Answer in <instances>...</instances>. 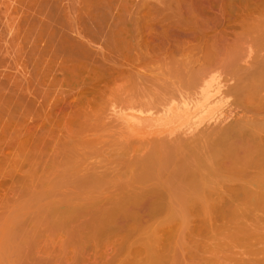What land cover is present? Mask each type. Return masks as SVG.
I'll return each instance as SVG.
<instances>
[{"label": "rangeland", "instance_id": "1", "mask_svg": "<svg viewBox=\"0 0 264 264\" xmlns=\"http://www.w3.org/2000/svg\"><path fill=\"white\" fill-rule=\"evenodd\" d=\"M229 1H231V3H232V5L230 4L231 9H230V7H228V9L226 8L227 10L226 9L225 10H226V12L228 10H232V11H231V13L229 11H228L229 13H226L223 9L225 8V6L229 5V3H230ZM252 1L253 0H251V2ZM253 2H254V5L257 4L255 1H253ZM253 2H252V4H253ZM240 6L242 7V5L239 3L238 0H0V264H102L103 262H104L103 264H107V263L110 264L109 260H110V262L113 261V262H111V264H113L114 262H116V258L118 260L119 258L121 259V257H122L121 263H125L126 260H123V259H125L124 256L127 258V257H129V255H131V254L127 255V253H126L127 251H129V250H127L128 248L125 249V251H124V248H126V245H127V247L131 246V247H129L130 249L133 247L132 252L134 251V249L137 250L138 246L139 247L141 246L143 251H141V248H138L140 250H137V251H139L140 254H141V252L142 253L144 252V249L146 251L147 246H145V245L147 243H148L147 245H149L150 247L151 246H152V248L154 247L155 241L154 242L151 241L150 238H148L149 236L145 237V232L142 234V236H140L141 234H139V236H138V235H135L134 233L133 234L130 233L131 235H129V231H130L129 227H130V229H132V228H134L133 226L135 224L136 225L138 224V226H139V223H137V222L134 223V221H131V222L129 221L128 224H127V222L123 223L124 226L126 227L124 229H126V230L120 231L121 234H120L118 228L116 227V224H114V226H113V223H110L112 226L110 224H109L110 225L109 226L108 223H103L104 226H102V223H101V225L99 224L100 226L98 225V227L100 229L102 228L101 229L102 232L97 226L93 227V229L94 228H96V229L98 228V229L97 230L94 229L95 231H93V229H91L92 227L90 228L89 224H87L88 223L87 220H85V222H87V223H85V222L81 221L82 220V218H81L80 221L82 223H80V222H77V221H79V220H77L78 218L75 219V217H73V215H74V214H72L73 211H72V209L71 210L69 209L72 207H68V206L69 205L72 206V204H74L73 207H75L76 203L74 201H72V204H69L71 202H69L68 200H66V201L69 203H66L64 200V202L66 204L62 201L61 202L63 204L60 202L62 205H64L63 207L65 210H67V211L69 210L68 212L65 211L62 208V206H60L61 205L60 203H59V206L57 203L54 204L53 202H52L53 204H49V203H51L50 201H45V204H44V201L41 200L42 198H40V201L43 202L41 204L38 203L37 199H36L37 202L36 201L33 202L34 200H32V196H33L32 194H34V191L36 190L35 186L36 187L38 186L37 185L38 182L34 183L36 185H34V184L32 185V183H33L32 181L34 179V178H32V175H34L35 173L33 174V172L36 171V170H34V168L35 169L38 168L37 165L35 166V164H38L37 162H41L40 166L42 168L43 166H42L41 160L45 159L47 157L46 155L45 156L43 155L44 153H40L39 151L40 150L44 151V149H45V151L47 150V151L51 152L52 149H50V148L53 147L55 149V147L57 145H59V143H58V140H60L59 138H62L63 134H65L64 128H66V131L69 130V132H71V135H72V133L74 134V135H72L74 139H76V140L79 139V137H78L79 135L77 134V131H75V129L76 128L80 129L81 124L76 125L75 128L73 126H75V124H77V123L78 124L81 123V120L84 117H81V118L79 117L80 122H79V119H76V122H75L74 114H73V117H74L73 120H71V118L68 116H70L71 113L73 112V111L72 112L70 111L71 109L76 110V111L74 110V113L78 112L76 109V107H78L80 105L79 103H77L78 100L80 101V98L83 97V99H85L84 97H86L85 95L82 94L81 90L84 88H88L87 86L91 82V77H94L95 82L97 79L100 80V81L97 80L98 82L95 83L97 88H100V89H98V91L99 90L100 91L99 92L97 91L98 94H96V95H98V97L95 96V98L97 97L96 98V99H98L97 101L100 102L99 97L101 98L103 96L102 98H104L105 104H106L107 100L112 101V100H114V98L116 99L117 95L120 93L117 90H119L121 88L123 89L124 87L125 88L128 87L130 90L133 88L130 83H126V80L124 83V79L122 78L123 76L127 77L131 74H135V72L137 74L138 70L140 71V73H149L150 71H152V69L155 68L152 66L150 67L148 62H149L151 57L161 58V54L163 52L162 48H164V47H161V50H160L161 52H159L158 49L160 46H162L161 43H163L165 41H166L165 44L167 43V45H165L164 43H163V45L167 46V49H168V51H167L166 47H165L166 54L167 53L169 55L173 54V56H175V58L179 61L184 59L185 54L189 55L190 52H189L188 48L192 50L193 46H191V44L195 43L197 45L202 44L205 47L206 52L208 51V53H210L211 55H214V58H216V56H217V58L226 60L228 62L229 61H232V63L238 62L237 65L240 66L243 70L247 69L249 66L255 67V65L257 64V61L260 60L264 56V29L261 28V26H262L261 24L254 23V25L253 24L247 25V23H246L247 21H244L242 19L245 17L244 15L246 13L244 12V9L241 10ZM221 8H223V9L220 10ZM239 9L241 11H243L245 14L243 12L239 11ZM240 12L242 13L243 17H241L242 15L240 14ZM221 14H223L224 17H222ZM232 15H233V17H232ZM85 17H87L86 18L87 20L89 18L91 20H93V23H91L92 21H90L88 23L89 25H87V26H89L91 29L94 28V30L95 29L97 30L98 28L100 29V32H101L100 37H102L103 30H104L103 37L105 35L107 37V35L109 33H110L111 37L113 36L111 39V37H109V35H108V37L111 39V41H113V39H115L117 37L118 42L115 39L114 40L115 42L113 41L112 46L114 45V43H116L115 44L116 47L118 45L120 48L119 49L120 53L118 52V56H117V57H119L118 59H117V57H115V55H112L111 57L115 60L110 61L112 59L107 56V51H105V49H101L99 46L101 44V41H99V43H100V44L98 43L99 45L98 44L95 45V44L91 43V44H93V46H95V49L89 42H88V44H90L91 46L88 45L87 42L85 41L87 39V37H85V38L82 37L83 35L85 36L84 33H82L81 37L84 39V41L86 43L84 41H82V42H84L83 44L88 46V48L93 47L92 49H93L94 53H95V50L97 51L96 53H99L98 55L96 53L95 54H96V56L100 62L97 64H94V67L89 66L88 65L89 63L87 61L85 62L84 60H81L80 58H76L77 60L80 59L78 62H76L77 60L73 61L75 59V57H70L69 55L63 53L62 50H61V52L59 51L62 48L61 42L63 43L65 41V40H62L63 38L67 39L68 38L67 36H69V38L71 37L70 38L71 41L74 39L73 42L74 41L76 42V39L79 38L77 36L79 34V33H77V32H79V27H81L83 24L85 25V23H80V22H82L83 21L82 18H85ZM217 17L218 18L222 17L223 19L221 18L222 19V21H221V19L219 18L222 23L220 24L218 21L219 19H218L217 20L218 21L217 26H215V24L217 22L215 20L217 19ZM240 17L242 20H240ZM247 17H249V16H247ZM252 18H254V20H257L258 18H260V16L258 13H253ZM244 19H246V17ZM242 21H243V23H242ZM78 22L80 24H77ZM248 22H250V21H248ZM77 26H79V27H77ZM72 29H78V30L73 31ZM80 29H82V28H80ZM99 29H98V31H99ZM121 30L124 31V32H122L123 35L121 34ZM193 31H195L194 34L196 32H199L198 33V36L200 34L199 38L196 37L195 35H193ZM221 31L223 33L222 35H221ZM104 33H106V34L104 35ZM192 35H193V37H192ZM192 38H194V39L198 38V41H197V39H196V41H194V39H193V41H194L193 43H191L190 45H186V44H188V43H186L184 45V43L188 39L190 42H192V40H191ZM185 39H187V40L184 41ZM80 41H81V39L77 40V43H80ZM88 41H89V39H88ZM167 41H169V42H167ZM189 41H187V42H189ZM59 43H60V45H59ZM195 44H193V45H195ZM212 44L214 47H211ZM168 45H170V46H168ZM60 46H61V48H60ZM56 48H59V50H57ZM113 48H114V46L112 47V49ZM117 48L115 51H118ZM139 50L140 51L142 50V54H144L146 56V58H147L146 64L148 65V68H144V67L138 68L137 67L138 65H135L136 67L134 66L135 63H133V62L137 63V61L134 58H137L139 56V53H138V52H140ZM56 51H59V52H56ZM153 51H155V52L157 51L156 54H158V55L155 54L153 56ZM187 52H189V53H187ZM103 53L106 54L107 57H105ZM116 53L117 52H115L114 54H116ZM198 53H197V51L191 52V54H193L194 56L195 55L198 56ZM119 54H121V56ZM133 56H135V57H133ZM173 56H171V57H173ZM112 62H115L117 64V66L114 67L115 63H112ZM118 65L121 67H119ZM62 66H64V68L66 67L67 71H64L66 68L64 69V68H62ZM84 67H85V69L87 67V70L84 71V69H83ZM95 67H96V71L92 70V74L94 76L93 75L90 76L91 73L88 70H91L90 68H95ZM131 67L133 69L135 67V69H137V70L135 71V69H134V71H133ZM60 68H62L63 72L60 71ZM104 69H105V71H104ZM106 69H107V71L109 69H114V70H112L113 72L111 71V73H110V71L106 72ZM130 69L132 70V72ZM64 72H66V73H64ZM95 74H96V76H95ZM120 74H122L123 76L122 75L120 76ZM64 76L65 77L67 76L66 79ZM113 76H115V77H113ZM100 77H101V79H100ZM223 78L225 80V74H223L222 77H219L218 80L220 79V81H224ZM161 85L162 84H156V85H153V86L148 87V88L142 87V88L134 91V94L137 96H142V97H150L152 95L157 94L159 89L162 87ZM179 85H182V83H179ZM214 85H216V82ZM102 90L103 91L105 90V92H103ZM100 92H101V95H100ZM102 92H103V95H102ZM212 93L214 94V92H212ZM79 95H80V97H79ZM75 98H76L77 102L74 100ZM214 99H216L215 102L212 101L214 103H212L211 105L208 106L209 108L212 109L210 111L211 112L210 117L219 116L222 109H225L232 100V98H230V97H223V98L218 100L217 96H215ZM104 100H101V101H104ZM97 101L95 100L94 103H92V105L95 104ZM114 102L115 101H113V104L117 105V103H114ZM70 103H72V104L74 103V104L71 105ZM103 103L100 102L97 105L98 106H99V104L103 105ZM109 103H108V106H110ZM69 104L71 105V108L68 107L69 108L68 109L67 105H69ZM75 104H76V106H75ZM113 104L111 103V105H113ZM104 107L105 106L103 105V108ZM98 108H96V109H98ZM93 109H95V108H93ZM93 109L88 108V109H85V111H87V110L92 111ZM96 109L94 110L95 112H96ZM135 109L136 110L127 109L125 111V113L127 115L125 117L126 118L125 121H132L131 117H133L135 115V113L136 114L139 113L138 111L150 114V112H148L149 110H147V112H146V108L145 109L143 108V110H145V111H142V109L138 110V108H135ZM62 110H63V112L64 111L67 112L69 110L71 113L68 111L70 113V115L67 116L65 114L67 116L66 117V116H63L64 113H66V112L63 113ZM68 112H67V114H68ZM81 112H82V110H81ZM98 112H101V111L97 110V113ZM60 113H62L63 115ZM78 113H76V115H78ZM93 114H95V113H92V115ZM204 114L207 115L206 112ZM143 115H145V114L143 113ZM78 116H80V113ZM65 119H67V120H65ZM160 120L158 119V120H155L154 122H151V126H150L149 122H147L148 127H146L147 126V124H146V126H145L146 129L150 132L151 131L154 132V134L156 135V134H158L156 132L161 133L163 131H169L172 128H174V126L179 125V122L181 123V120L180 121H170V120H167V121L161 120L160 121ZM86 121L87 120H85V122ZM82 122H84V121H82ZM161 122H163V123H161ZM162 124L163 125L165 124V125L161 126ZM70 125L74 129L73 131H72V128L70 127ZM86 125L88 126V123ZM167 126L169 129L167 128ZM35 127H39L40 129L44 128L41 130H39V128H37L38 132H39V133H37V135L39 134L38 135L39 142H36V141H38V139H37L38 137L36 135H34V133L37 132L36 131L37 129L35 131H33L35 129ZM67 127H69L70 129L67 130ZM83 128H85V125H83ZM144 129L142 130L143 132L141 131V135H143V136H145L147 134L146 132H148L145 129L146 130V132H145L146 134H145ZM81 130H79V132ZM85 130L87 131V128ZM85 130H83V131H85ZM74 131L77 134L78 139H77ZM87 132H85V134H87ZM150 132H148V134H147V135H149V137L145 136L146 138L153 137V135ZM59 133L60 134L63 133V134L60 135ZM81 133L84 134V132H81ZM89 133H88V135H89ZM65 135L67 138V134H65ZM81 135L82 134H80V137H81ZM84 135H82V136H84ZM150 135H152V136H150ZM53 136H55V137H53ZM58 136H61V137H58ZM68 136H69V134H68ZM72 136H70V137L72 138ZM85 136H87V135H85ZM85 136H84V139L89 137L92 140V137H90V136L85 137ZM57 137H58V139H57ZM41 138H42V140H41ZM44 138H45V141L43 140ZM55 138L57 139V143H58L57 145H56V139ZM95 138L96 137H94L93 139H95ZM74 139H72V141H74V142H72L69 140V137H68V142L66 144H68L69 142L70 143L72 142L73 144H76L75 142L78 143V141H75ZM54 140H55V142H54ZM64 140H66V139H64ZM46 141H47V144H45ZM87 141H89V140H87ZM93 141L94 140H92V142ZM40 142H42L43 144L42 143L40 144ZM51 142L52 143L54 142L56 146L55 145L52 146ZM81 142L83 143V141H81ZM81 142H79V143H81ZM33 143H34V145H33ZM60 143L63 144V141L60 140ZM88 143L91 145L90 142H88ZM93 143H95V142H93ZM39 144H40L41 148L43 147V149H40ZM62 144L59 145V146H61V148H63ZM87 144L84 141V144H82V146L85 145V148H87L86 147ZM98 144L96 143V145H98ZM42 145H44L45 147ZM70 145L72 146V144H70ZM70 145L69 146L66 145V147H65V141H64L63 146L66 148V150L68 149V151H64L65 150L64 149L62 152H69L70 151V153L73 152V154H77V152L74 153L75 152L74 148L72 147L73 148L72 149ZM90 145H89V147H91ZM35 146L38 149V151L35 148ZM94 146H95V144H94ZM67 147H69V148H67ZM70 148L73 150L72 152H71ZM85 148H80V145H79L80 150L85 149ZM98 148H100V147H98ZM35 149L37 152L34 151ZM57 149H60V148H57ZM57 149H55L56 150L55 152L58 151ZM76 149H78V146L76 147ZM88 149H85V150L87 151ZM91 149H94V148L91 147L89 150L91 151ZM96 149H97V147H96ZM77 151H79V150H77ZM33 152H35V153H33ZM52 152L55 154L54 151H52ZM58 152H57V155L60 154ZM95 152H96V150H95ZM95 152H93V153H95ZM39 153L42 154V156H40ZM53 153L51 155H53ZM79 153H80V151L78 152V154ZM89 153H91V152H89ZM66 154H67L66 155L67 158L69 159L68 153H66ZM73 154H71L72 156H70V157H72V159L74 156ZM80 154H82V153H80ZM57 155H53L54 157L48 155V156H50V161H51L52 157L56 158ZM62 155H63V153H62ZM83 155L82 156L85 157L86 153L84 154V152H83ZM90 155H88V156H90ZM94 155H97L98 157L102 158L101 153H100L101 156H99L98 154H94ZM60 156H61V154H60ZM66 156L65 157L61 156V160H62V158H65L63 160H66ZM82 156H81V159L85 160V158H86V160H87V157H88L87 155H86L87 157H85V158H82ZM93 156H91V157H93ZM97 156H94V157L96 158ZM78 158H80V157H78ZM100 158L97 159L99 161H97L96 159L95 160L97 162H100ZM48 159H47V161H48ZM59 159H60V157H59ZM81 159H80V161H78L79 163H76L78 160L77 159V160H75L76 162L73 164H77V165L79 164L80 165V164H82V162L85 164V162L81 161ZM61 160L58 162L61 163ZM67 160H66V162H67ZM91 160L92 159H90V162H91ZM47 161H45L46 164H47ZM52 161H54V162L57 161V158H56V160L52 159ZM71 161H73V160H71ZM71 161H70V163H72ZM54 162H51V164L52 163L54 164ZM87 162L89 165L90 162L89 161H87ZM92 162H95V161H92ZM102 162L105 163L104 161H101L100 164H102ZM61 164L58 163V166H60ZM73 164H71V166ZM93 164H92V166H93ZM48 165H50V163L47 164V166ZM68 166L71 167L70 165H68ZM96 166H99V165L96 164ZM48 167H47V169L49 171L46 169L45 165L42 169H46V170L41 171L42 172L41 173L38 171V169H39L38 168L37 171L41 176H42L44 171H48V173L46 174L47 175L46 177L49 176L50 178L49 179L45 178V181L47 179L48 182L55 183L58 185V183L55 179H54V182L50 181L52 176H53V175H51L53 171L51 170L50 167H49L50 169ZM54 167H56V165H54ZM54 167H53V169H54ZM73 167H76V166L73 165ZM73 167H71L72 170H73ZM62 168H63V164H62ZM62 168H59V170L57 169V167L55 168V169H57V172L59 171L58 173L61 174V176H60L57 173L58 174L57 180L60 179V177H61V182L64 185H66V184H69L66 182H70L69 180H67L69 178L68 175H70V174H67L65 176L64 173L66 170H71V168L70 169H68V167H65L66 169H64V168L62 169ZM60 170H61V172H60ZM50 171H51V173H50ZM55 171L53 173H55ZM74 171H75V168H74ZM74 171H70V172H74ZM67 172H69V171H66V173ZM62 174H63V176H62ZM36 175H37V172H36ZM54 176L56 178L57 175H54ZM64 176L68 177V178H64ZM62 177H63V179L66 180V182H65L66 184L62 181L63 180ZM41 178L44 181V178L43 177H41ZM38 179L40 180V178H38ZM35 180H36V178H35ZM39 180H37V181H39ZM43 181H42L43 184H41V186L39 185V187H41V189H39L40 191L45 189L44 192L47 193V191L49 189L51 191V188L55 187V185H53V184L49 185L48 182H47V184H48V186H47V184H45L46 182L45 181L43 182ZM39 184H40V181H39ZM43 185H46L47 187H42ZM33 186H34L35 190H34ZM49 186L50 187L52 186V187L49 188ZM66 187H67V185H66ZM58 188H59V186H58ZM60 188H61V186H60ZM53 189L55 190V188H53ZM68 189H70V188H68ZM63 190H64V188H63ZM65 190H67V189H65ZM36 191L40 192V191H38V189ZM56 191H57V189H56ZM35 194H37V193L35 192ZM52 195L54 198L55 193ZM58 195H60V194H58ZM49 196L50 195H48L46 197L48 198ZM34 198H35V196L33 197V199ZM43 198H45V197H43ZM56 198H57V196H56ZM50 200H52V199H50ZM52 201H55V200H52ZM57 201H59V200H57ZM57 201H55V202H57ZM46 202H48V204H46ZM56 204H57L58 208H60V209H58L57 206H56L57 210H56V208H53ZM46 205H48V206L51 205V207L49 206V207L45 208ZM46 209H47V211H46ZM49 209L51 210L50 212H48ZM61 209L64 210V214L62 213L63 210L61 211ZM52 210L54 213H52ZM56 211H58L57 216L55 215ZM70 211H72V212H70ZM60 212H61V214H60ZM47 213H48V215L50 213L51 214L48 216ZM68 213H69V215H68ZM56 214H57V212H56ZM59 214L62 216L66 214L65 216H69V217L67 219V217L63 216V218H65L63 220V218L61 219L58 217ZM71 214H72V216H71ZM62 216H60V217H62ZM52 217H54V218H52ZM55 217H57L58 219ZM47 218L49 220H47ZM66 219H67V222H66ZM259 220L256 222L254 221L256 223V224L254 223L255 226L252 225L253 221H252V224H250L251 221H249V223H248L250 226H252L253 229L259 227L260 225L262 226V227H259L260 230H259V228L254 229L251 233L253 235V232H255L257 234V233H259V231H261V233H259L258 236H256L255 233H254L255 236L253 235V237H257L258 240L256 238H252V237L250 238L251 239L250 241L253 240V244L250 242V245L252 244L253 246H255V248H252V246L248 247L249 249L252 248V250L257 249V250H253V251L250 250L253 253L254 252L256 253L255 255H256V258H258L257 260L260 259L259 256H261V258H262L264 255V254H262V255L259 254V252L261 253L262 248H264L263 247L264 244H262L264 242V235H263V233H264V218L261 217L260 222H259ZM158 221H160L159 225L156 224ZM158 221L156 223H154L155 221H150L151 223L149 225H152V223H153V226L155 224V226H157V227L159 226V229H160V227H163V230H161L162 232H159L160 230H157V228H154L155 230L158 231V233H161V234L156 235L158 233L156 231H154V235L150 236L151 239L155 238L156 236H161V235L163 236V234L167 236V234H165V233L168 230L166 231V229L168 228L169 230H171L173 228V226L175 225V224H173L170 227H166L167 225L169 226V224H167V222H165L166 223L165 224L162 222V220H158ZM168 221L170 222V225H171L172 221L171 220H168ZM51 222H52V224H51ZM61 222H63L62 223L63 225L61 224ZM147 222H149V221H147ZM173 222H174V220H173ZM175 222H176V220H175ZM201 222H203V221H201ZM201 222L200 221H193V222L191 221L190 223H192V224H190L188 221V223L190 225L188 227L187 226L186 227L189 228L191 226L189 229L185 228L187 230H190V232L188 231L189 233L187 232L188 235L186 233L185 234L183 233L185 231L183 228H181V231H179V229L177 227L178 224L181 223V225H182V223L184 224V222L183 221H181L180 223L176 222V225L174 227H176L177 230L180 232L178 235L179 240H178V238H176V234H178L175 232L176 228H173L174 229L173 231L175 232L174 237H173V233L171 236V234H170L171 232L170 233L167 232L168 235H170L174 239H171L170 241H168V243H171L172 245L168 244V243L167 244L165 243L164 245H167V246L170 245L169 247L174 248L173 246H175V244L178 243V244H181L182 247L184 246V249H183L179 245L180 248H182V250L179 251L180 248L177 244L176 246H178V247H175L173 249V252H171V254H170L169 249H168L169 247L166 246L167 248L166 247L163 248L165 251L162 250V248H161L162 252L164 251V253H166V251H168L167 253L170 254V258H168L169 256L168 257L165 256V254H164V256L168 258L167 259L168 261H169V259H171V256L173 255L174 250L176 249L177 253H178V257L180 255H183L182 257L180 256L181 259L179 258L180 260L179 259L178 260L180 261V263H181V261L185 260V262L183 261L185 264H216V263L217 264H234V263L237 264L238 262H239L238 264H243L244 258H246V259L248 258L247 261H246V259H244L245 263H247V264L254 263L252 260L255 261V255L250 254L249 253L250 251L248 252L249 249L247 248L246 245H248L249 243L245 244L246 238L242 239L243 238L242 233L241 234H240V232L237 233L238 235L239 234L242 235V238L239 237L240 238L239 240H237V238H238L237 235H236L237 238H236V236H234V239L237 241H234V239L230 240L232 237H229L230 239L226 238V236L228 235L229 232L232 233L235 231V228L237 226L235 227L234 223H237V225H238L239 222L232 221L234 223H233V225H231L232 223L229 224V225H231V227L228 226V228L229 229L231 228V230L228 229L229 231L228 230L226 231L227 234L223 233L227 229V226L226 225L224 226L223 223L225 222L224 224H227V221L216 222V223H218V225H220V226L222 225L223 229H220L221 227L219 228L222 231V233H221V231L218 230L220 232V234L219 233L217 234V232L215 231V229L217 230L218 227L213 229V227H216V225H217L216 223H215L216 225L213 226L214 223L211 224V222L210 223L204 222L207 225L211 224L209 226H211V228L214 230L217 237L213 233H212L213 235L209 234V232H213L212 230H208L209 232H205L204 231L205 227H203L204 224L201 226ZM228 222H230V221H228ZM57 223L59 225L58 227H56V225H54ZM65 223H67L68 225L71 224L72 227L70 226V228H67L66 227L67 224H65ZM84 223L86 224L87 228L89 226V228H88V230L90 229L89 231L87 230V228L86 229L82 228L83 226H85ZM145 223L146 222H144L142 224L146 225ZM188 223H186V224L188 225ZM243 223H245V222H242L241 225L239 224L240 227L244 225ZM75 224L78 227H75L74 226ZM130 224H131V226H130ZM142 224H140V226H139L140 227L139 229H141V233L143 230L144 231L146 230V229H143L144 227L143 228L141 227ZM248 224H245V226L246 225L248 226ZM136 225L134 228L135 230L137 229ZM149 225H148V227H149ZM106 226L110 227L109 230ZM153 226H151V229ZM63 227H64V229H63ZM65 227L67 230H65ZM103 227H105V228H103ZM181 227H184V226H181ZM200 227L201 228L203 227V231H201L202 229ZM240 227H239V229H240ZM77 228H79V229H77ZM113 228H114V230H112V232H113L112 233L110 229H113ZM192 228H193V230H195V232L192 231ZM199 228L201 230L198 232ZM75 229H77V230H75ZM134 229L132 231L135 232ZM69 230H70V232H69ZM147 230H148V228H147ZM147 230H146V232H147ZM182 230H183V232H182ZM63 231H64V233H63ZM66 231H68V232H66ZM71 231H73V232H71ZM114 231L116 232V234H114ZM127 231H128V233H126ZM151 231L152 230H150V234L153 233V231L152 232ZM244 231L245 230L242 229L243 233H244ZM80 232H82V234ZM192 232L194 234H191ZM245 232L249 233V231H247V229ZM250 232H251V230H250ZM77 233H78V235H80V237L77 235ZM124 233H126V234H124ZM147 233H146V235H148ZM231 233H229V235ZM97 234H99V235H97ZM119 234L120 235L124 234L125 236L123 235L122 237H120ZM136 234H138L137 230H136ZM181 234L186 235V236L182 237ZM235 234H236V232L234 233V235ZM84 235H86V236H84ZM88 235L90 237V238L88 237L89 239L87 238ZM109 235H112V237L110 238ZM116 235H118V236H116ZM218 235L221 237H218ZM222 235H224L225 237L223 238ZM232 235H233V233H232ZM245 235L247 236V234H245ZM252 235H250V236H252ZM166 236H165L166 240L170 238L169 236H167V237ZM107 237H109V238H107ZM214 237H216V238H214ZM91 238H93V239H91ZM165 238L162 237V240ZM122 239H124V240H122ZM156 239H152V240H156ZM241 239L244 241V244L242 242V245H241V242H238ZM255 239H256V241H254ZM106 240H108L110 243ZM137 240H139L143 246L141 244L137 245L138 242L134 243V244H136L135 246H137V247L131 245V244H133V242H135ZM159 240H161V239H159ZM159 240H158L159 243H157L156 245H158V244H160V242H162L161 243L162 246H161V244H160V246L159 245L158 246L163 247V242L165 240L164 241H159ZM222 240L225 243H223ZM112 241L113 242L115 241L116 243L115 242L113 243ZM129 241H131L132 243ZM149 241H150V243L153 242V245H150ZM226 241H228V245H227ZM230 241H232L233 244ZM246 241H247V239H246ZM127 242L131 243V244L128 245V244H126ZM165 242H167V241H165ZM181 242H185L186 247H185L184 243H181ZM218 242H221L222 244H220ZM257 242H262L261 244L263 245L262 246L260 243H258L259 244V245H257L258 248L261 247L259 249L256 247V245H254V243L257 244ZM229 243H231V245H229ZM239 243H240V245H239ZM235 244L238 246L237 249H236ZM232 245H235V248H232V247H234ZM108 246H110V247H108ZM123 246H125V247H123ZM225 246L228 249L225 248ZM242 246L246 248V249H244L246 251H244L243 249H240V248H243ZM143 247H145V248H143ZM157 249H159V248L157 247ZM231 249H233V250H231ZM122 250L124 252H121ZM171 250L172 249L170 248V251ZM228 250L233 252L232 254H234L235 252H236V255L239 254V255H237L238 257H236V259L237 258L240 259V257L243 259L242 260L237 259L238 260L237 261L234 257L235 254L234 255L230 254L231 252H229ZM237 251H239V252H237ZM263 252H264V249H263ZM135 253H136V251H134V254ZM147 253L148 252H146V254ZM159 253H160V255L161 254L163 255V253H161V252H159ZM167 253H166V255H167ZM241 253H243V255ZM138 254L134 255V256H136L135 260L137 259V260L142 261L144 258L141 259L142 256L140 255L141 257H138L139 256ZM143 255L145 256V253ZM148 255H149V253H148ZM148 255H146V256H148ZM175 255H173V256H174L175 262H176L178 260H177V257ZM241 255L244 257H242ZM134 256L131 258H134ZM164 256H160V257H162L161 261L165 264L168 261L165 262L166 258L164 260L163 259ZM249 256H250V258H253V256H254V258L250 259ZM145 258H147V257H145ZM174 258L172 257V261H169V262H171L170 264L173 263ZM232 258H234L235 260ZM263 259H262V261H263ZM130 260H132L131 264H133L134 259H130ZM130 260L128 262H130ZM147 260H149V259H146L145 261H147ZM231 260H232V262L233 261H235V262L232 263V262H230ZM249 260H251V261H249ZM118 261H120V260H118ZM161 261L159 263H161ZM240 261H242V263H240ZM128 262H126V263H128ZM183 262L181 264H183ZM255 262H257V261H255ZM118 263H116V264H118ZM156 263H153V264H156ZM128 264H130V263H128Z\"/></svg>", "mask_w": 264, "mask_h": 264}, {"label": "bare ground", "instance_id": "2", "mask_svg": "<svg viewBox=\"0 0 264 264\" xmlns=\"http://www.w3.org/2000/svg\"><path fill=\"white\" fill-rule=\"evenodd\" d=\"M238 1L243 7L242 8L240 6L241 10L244 9V12L247 14L246 15L243 11H241L239 9V11H241L245 14L244 16L246 17V19H244L245 17L242 19L244 21H247L246 22L247 25H252V24L254 25V23L261 24L262 25L261 28L264 29V0H257V1L253 0L257 3V4L255 3L256 5H254L253 1H252L253 2V4H252L251 0H238ZM229 2H230L229 5H227V6L224 5L225 8L224 9L221 8L220 10L223 9L226 12L228 7H230V9H231L230 4L232 5V3H231V1H229ZM228 11L231 13L232 10H228ZM228 11L226 13H229ZM241 12H240V14L242 15ZM253 13H258L260 18H258L257 20H254V18H252ZM221 16L224 17L223 14H221ZM247 16H249V17H247ZM222 17H219V18L221 19ZM232 17H233V15H232ZM241 17H243V15ZM241 17H240V20H242ZM86 18L87 17L82 18L84 22L83 21L80 22V23H85V25L83 24L85 27L82 24H81L82 25L81 27L77 26V27H79V32H77V33H79L77 35L79 38L76 39V42L75 41L73 42L74 39L71 41L70 40L71 37L69 38V36H67L68 37L67 39L66 38L62 39V40H65L63 43L60 41L62 48L60 46V48H61L60 50H59V48H56V49L59 50L60 52L62 50L63 53L69 55L70 57H75L74 60L72 59L73 61H76L77 60L76 58H80L81 60H84L85 62L87 61L89 63L88 64L89 66L94 67V64H97L100 61L98 60V58L96 56V54L98 55L99 53H96L97 51L95 50V53H96L95 54L93 49H92L93 47L95 49V46H93V44L97 45L99 43V41H101V44L100 43H99L100 45L98 44L100 46V48L105 49V51H107V56L112 59L110 61L115 60L111 56L115 55V57H117L120 48L118 45H117V47H118L117 48L115 45L116 43H114L113 46L115 49L113 48L114 49L113 50L112 49V47H113L112 43L115 39L117 40V37L115 39H113V41H111L113 36L111 37L110 33L108 35H109V37H111V39L108 37V35L106 37V35H105L106 33H104L105 36L103 37L104 30L102 32V37H100L101 36L100 29L98 28L99 29V31H98V29L94 30V28L91 29L89 26H87V25H89L88 23L90 21H92L91 23H93V20H91L90 18H89L90 20L89 19L87 20ZM219 18L217 17V19L215 21H217ZM220 19L218 21L221 24L222 23L221 21L223 18L221 19V21H220ZM218 21L216 22V24L214 23L215 26H217ZM248 21H250V22H248ZM80 23L78 22L77 24H80ZM242 23H243V21H242ZM80 28H82V29H80ZM72 30L77 31L78 29H72ZM122 32H124V31L121 30V34H122ZM194 32L195 31H193V35H195L196 37L199 38V36H200V34L198 36L199 32H196L195 34H194ZM82 33H84L85 36L84 35L82 36ZM222 34L223 33L221 31V35ZM193 35H192V37H193ZM81 36L84 38L87 37V39L85 41L87 42V44H88V42L90 44L93 43V44H91L93 47L88 48V46L83 44L85 41ZM198 38H195V39L192 38L191 39L192 42L189 41L190 38L188 40L185 39L184 41L187 40L190 43L187 41L185 43L184 42L183 43H184V45L186 43H188L186 45H190L191 43L196 41V39L198 41ZM80 39H81L80 43H77V40H80ZM88 39H89V41H88ZM193 39H194V41H193ZM82 41H84V42H82ZM117 42H118V40H117ZM165 42H163V43L165 44ZM167 42H169V41H167ZM163 43H161L162 46H160L158 50H159V52H161L160 51L161 47H164V48H162V51H163L162 54L164 52L165 53L163 55L161 54V58L151 57L149 62H148L150 67L151 66L155 67L154 69H152V71H150L149 73H140V71L138 70L137 74L135 72V74H131L127 77H124L122 74H120V76L121 75L123 76L122 78L124 79V83L126 80V83H130L133 88L130 90L128 87H126V88L124 87L123 89L121 88V89L117 90L121 93L120 94L118 92L119 93L117 95L118 98L116 97L117 100L113 97L114 100H112V101L107 100L106 101L107 103L105 104V100H104V98H102L103 96L101 98L99 97V99H100L99 101L102 103L104 102L103 105L105 106L103 108V105L99 104V106H100L99 107L97 104L100 102L97 101L98 99H96V98L98 97V95H96V94H98V92L100 91V90L98 91V89H100V88H97L95 83L100 81V80L97 79L98 81L96 80V82H95L94 77H91V82H90V84L88 83L89 85L87 86L88 88H84L81 90L82 94L86 96V97H84L85 99H83V97H82V98H80V101H79L78 100L79 98H78L77 99L78 102L76 101V98L74 99L77 103L80 104L78 107H76L77 111L78 112L80 111L79 112L80 116H78L79 115L78 112L74 113L75 109L70 110L71 112L73 111L72 113L68 110L72 116L70 115V113L68 111H67L68 112V114H67L66 111H64V112H66V113H64L62 110L64 115L62 113H60V114H62L63 116L70 115L68 117H70L71 120H73L75 117V122H76V119H79V117L80 118L84 117V118H82L81 123H79V124L77 123V124H75V126H73L75 128L76 125L81 124L80 129H78V128L75 129V131H77V134L79 135L78 137L80 140L78 139L75 131H74V133H75L78 140L74 139L72 136L74 134L72 133V135H71V132H69V130H68L70 128L67 127L68 131H66V128H64L65 134H67V138H66V135L63 133H62L63 137L59 138L61 141H63V144L60 143V140H58L59 145L62 144L63 148H61V146L57 145L58 144L57 139H58V137H61V136H58L57 139L55 138L57 146L54 143L55 140L53 143L51 142L52 146H54V145L56 146L55 149L60 148V149H57L59 151V152L58 151L57 152L60 153L62 157H65L67 155L66 153H68L70 160L66 156V160L67 159L69 160V161L67 160V162H66V160H63L65 158H62V160H61L60 154L57 155V152H55L56 150L53 147L50 149H52V151H54L55 154L52 151L50 152V151L46 150L47 151L46 152L45 149H44V151H42V150L39 151L40 153H44L43 154L44 156L45 155L47 156L46 158L44 157L46 160L41 158L42 159L41 160L42 166L44 167V165H45L46 169L49 166L53 172L56 170L55 173L52 172V174H51L53 176L57 175L56 178H55V176L54 177L52 176L53 179L51 178L50 181L54 182V179H55L57 181L58 185L55 183H50L47 181V179L50 178L49 176L46 177L47 176L46 174L49 171L48 169H47L48 171L43 172L42 176L38 173V171L41 172V171L46 170V169H42L43 167L41 168V166H40L41 162H37L38 164H35V166L37 165V167L39 169L41 168L42 170L41 169L39 170L38 168H36V169L34 168V170H36V171L33 170L34 171L33 174L35 173L34 174L35 176L32 175V178H34L32 181L33 182L32 185L34 183L38 182V184H37L38 186L37 187L35 186V188H36V190L38 189V191H40L39 189H41V187H39V185L41 186V184H43L42 183L43 180L41 178V177H43L44 181H45V178H47L45 181L46 182L45 184H47V182H48L49 185H51V184L55 185V187H53V188H55V190L53 188H51L52 186L51 187L49 186V188H51V191L49 189L46 193V192H44L45 189L42 188L43 192L42 191L37 192L33 186L35 191L33 190L34 194H32L33 196L31 195L32 200H34L33 202H35V201L37 202V200H38V203H40V204L43 203L42 201H44V204H45V201H50L51 203H49V204L57 203L58 206H59V203L61 201L64 202V200L66 203L71 202L69 204H72V201H74L76 203L75 207H73L74 204H72V206H70L69 204H68L69 206L67 205L68 207H72L69 209L70 210L72 209L73 212L72 211H70V212H72V214H74L73 217H75V219L78 218L77 220H79V221H77V222H80V223L85 222V220H87L88 223L87 222H85V223L89 224L90 228L92 227L91 229H93V227H96V226L98 227V225L99 224L101 225V223H102V226H104L103 223H108V225L110 223H113V226H114V224H116V227L118 228V230L120 232V231L126 230V229H124L126 227L123 224L125 222H127V224H128L129 221L130 222L134 221V223L135 222L139 223V226H140V224L146 222L145 224L147 226L142 224L141 227L142 228L144 227L143 229H146V230L148 228V230H147L148 233L146 232V230L144 231L143 229H142L143 231L141 233V229H139L140 227L138 226V224L137 225L135 224L138 234H136V230L134 229L135 225L133 226L134 228H132V229H130V227H129V230L131 232L127 229L129 231V235H131L130 233H132V234L134 233L135 235L139 236V234H141L140 236H142V234L145 232V237L149 236L148 238H150L151 241H153V242L155 241L154 242L155 245L153 248H152V246L150 247L149 245H147L148 244L147 243L145 245V246H147V249H146V251L144 249L143 253L141 252V251H143L141 246L140 247L138 246V248H141V251H140L141 254L139 253V251H137L140 249H138V248H137V250L134 249V251H136V253H135L136 255L139 253L138 257L142 256L141 259H143V258L145 260L149 259L147 261H145L144 259L142 261L137 260V259L135 260L136 256H134L135 255L134 251L132 252L133 247L130 249L129 247H131V246L127 247V245H126V248H124V251H125V249L128 248L127 250H129V251L131 250V251L129 252L126 250L127 251L126 253H127V255H129V254H131V255H129V257H127V258L124 256L125 259H123V260H126V262H128L130 259H134L135 261L133 260V264H148V263L153 264L156 262H157L156 264H158L162 260L161 259L162 257H160V256H164V254H165V256H167V257L169 256L168 258H170V254H171V252H173V249L175 247H178L179 245L181 246V244L177 243L178 246H176L177 244H175V246H173L174 248L169 247L170 245L167 246L164 244L165 243L167 244L168 241H170L171 239H174L173 237H174L175 232L178 233V234H176V238H178V235L180 233L179 231H181V228H183L185 230L184 232L182 230V232L184 234L185 233L187 234L188 231L190 232V230H187V229H189L191 226L189 228H187V227L190 224H192V223H190L191 221L192 222L193 221H200V222L203 221V222H201V226L204 224L203 227H205V229L207 230L206 231L204 229V231L209 232L208 230H212L213 232H209V234L213 233L214 235H216V233L213 230L214 228L218 227L217 230L215 229L217 234L218 233L220 234V232H219V231H221L220 229H223L222 225L220 226L216 222L227 221L228 225L224 224L225 222L223 223L224 226L225 225L227 226V229L223 226L226 229L223 233H226V234H227L226 231L229 229L228 226L231 227V225H233L234 222H239L238 225H237V223H234V226L235 227L237 226V227L235 228V231L232 232L233 235L231 232H229L231 234L229 235V233H228V235H227L228 237L226 236V238L230 239L229 237H232L230 240H233L234 236L237 235L238 238H237V236H236V238H237V240H239L240 238H242V235H243L242 239H245V238L247 239V241L245 239V242H246L245 244L249 243L248 245H246L247 248L251 247V246H252V248H255V246L252 245L253 240L250 241L251 240L250 238L251 237L256 238L257 240H258V238L253 237V235L255 236V234H256L255 232H253V235L251 233L254 229H257V228L262 227V226L260 225L259 227L253 229L252 226H250L248 223H249V221H251L250 224H252V221H253L252 225L255 226L256 221H258L260 219L259 220V222H260L261 217L264 218V56L260 60L257 61V64L255 65V67L249 66L247 69L243 70L240 66L237 65L238 62H234V63H232V61L228 62L226 60L217 58V56H216V58H214V55H211L210 53H208V51L206 52L205 47L200 43H199L200 45H197L195 43H193L195 45L191 44V46H193V49L191 50L188 48L190 53L189 52H187V53H189V55L185 54L184 59L179 61L175 58V56H173V54H171V55H169L168 53L166 54V50L168 51V49H167V46H165V45H167V43L165 45H163ZM90 44H88V45H90ZM59 45H60V43H59ZM168 46H170V45H168ZM165 47H166V50H165ZM211 47H214L213 44ZM116 48L118 49V51H115ZM59 51H56V52H59ZM193 51H197V53L199 52L200 54L198 53V56L197 55L194 56L193 54H191V52H193ZM115 52H117V53L114 54ZM154 52L155 51H153V56L157 53V51L155 53ZM138 53H139V56L137 55L138 57L134 58L137 61V63L133 62V63H135L134 66L138 65L137 66L138 68L139 67L148 68V65L146 64L147 58L144 54H142V50ZM119 55L121 56V54H119ZM156 55H158V54H156ZM104 56L107 57L106 54H104ZM171 56H173V57H171ZM133 57H135V56H133ZM118 58L119 57H117V59ZM79 60H77L76 62H78ZM115 62H112V63H115ZM116 63L114 64V67L117 66L118 63L117 64ZM119 67H121V66H119ZM135 67H134V69H135ZM62 68H64V66H62ZM62 68H60V71H62ZM83 69L85 71V70H87V67H86V69H85V67ZM90 69L91 70H88V71L91 73L90 76H92L93 75L92 70L96 71V67L90 68ZM134 69L132 68L133 71H134ZM112 70H114V69H109L108 71H110V73H111ZM132 70H131V72H132ZM136 70L137 69H135V71ZM64 71H67V68ZM104 71H105V69H104ZM108 71L106 69V72H108ZM64 73H66V72H64ZM223 74H225V80H224V78H223L224 81H220V79L218 80V78L222 77ZM95 76H96V74H95ZM66 77H65V79H66ZM113 77H115V76H113ZM100 79H101V77H100ZM215 82H216V85H214ZM179 83H182V85H179ZM156 84H162L161 85L162 87L159 89V91L157 92L156 95H152L150 97H142V96H137L134 94V91H136L137 89H140L142 87L148 88V87H151V86L156 85ZM103 92H105V90ZM103 92H102V95H103ZM212 92H214V94ZM100 95H101V92H100ZM95 96H97V97L95 98ZM215 96H217L218 100L223 98V97H230V98H232V100L225 109H222L219 116L210 117V113H211L210 111L212 109L209 108L208 106L215 102V100H216V99H214ZM79 97H80V95H79ZM95 100L97 101L95 103L96 105L95 104L92 105V103H94ZM101 100H104V101H101ZM113 101H115L114 103H117V105L113 104ZM212 101H214V102H212ZM108 103L110 106H108ZM111 103L113 105H111ZM70 104L73 105L74 103L73 104L70 103ZM76 104H75V106H76ZM69 105H67V108L68 107L71 108V105L70 106ZM88 108L89 109L90 108L91 109L98 108V109H96V112L94 111L95 109H93L92 111H90V110L85 111V109H88ZM135 108H138V110L142 109V111H145V110H143V108L144 109L146 108V112H147V110H149L148 112H150V114L149 113L147 114L145 112H141V111L137 110L139 113H137V114L135 113V115L133 117H131L132 121H125L126 120L125 117L127 116L125 111L127 109L136 110ZM81 110H82V112H81ZM97 110L101 111V112L97 113ZM205 112L207 115L204 114ZM76 113H78V115H76ZM92 113H95V114L92 115ZM143 113L145 115H143ZM73 114H74V117H73ZM158 119L159 120L160 119L166 120V121L167 120H170V121H180L181 120V123L179 122V125H176V126L173 125L174 128H172L169 131H163L161 133L156 132L158 134L155 135L154 132L148 131L146 129V127H148L147 122H149V124L151 126V122H154L155 120H158ZM65 120H67V119H65ZM85 120H87L88 122L87 121L85 122ZM82 121H84L85 123ZM79 122H80V119H79ZM87 123H88V126L86 125ZM161 123H163V122H161ZM146 124H147V126H146ZM71 125H70V127H71ZM83 125H85V128H83ZM164 125L162 124L161 126H164ZM39 127H35V129L33 131H35ZM73 127H71L72 131L74 130ZM86 128H87L88 132L85 130ZM144 128L148 132H150L153 135V137L146 138V137H149V135H147L148 132H146V130ZM167 128H168V126H167ZM41 129H44V128H41ZM41 129L39 128V130H41ZM143 129L145 130L144 133L145 132L147 133V134L145 133L146 137L141 135V131ZM79 130H81V131L79 132ZM83 130H85V131H83ZM36 131L37 132L34 133V135H36L38 137V135H39V134L37 135V133H39L38 129ZM81 132H84V134H85V132H87V134H85V135L92 137V140H94L93 142H95V143L92 142L91 138L85 136ZM88 133H89V135H88ZM62 134H60V135H62ZM68 134H69V136H68ZM80 134L84 135L88 139L85 138L86 139L85 140L84 136H82V135L80 137ZM152 135H150V136H152ZM70 136H72V138ZM53 137H55V136H53ZM68 137H69L70 141H72V139H74L75 141H78V143L75 142L76 144L72 143L74 141H72L71 143L70 142L68 143L69 145L72 144V146L71 145L70 146H71V148L72 147L74 148V151H75L74 153L77 152V154H78V152L80 151V153H82V154H80V153L78 155L73 154V152H72L73 148L72 149L70 148L72 153H70V151L69 152H62L64 149H65L64 151H68V149L66 150V148H65L66 145L69 146L68 144H66L68 142ZM94 137H96V138L93 139ZM63 138L66 140H64ZM37 139H38V141H36V142H39V137ZM41 140H42V138H41ZM43 140L45 141V138ZM87 140H89V141H87ZM64 141H65V147L63 146ZM81 141H83V143ZM84 141L86 142V144L88 142H90V143L92 142L91 145L89 143L88 144L91 147H93L94 149H91V151H90L89 149L91 147H89L88 144L86 146L87 148H85V145H83L84 146L83 147L82 144H84ZM79 142H81V143H79ZM41 143L42 142H40V144ZM96 143L97 144L99 143L98 144L99 146L96 145ZM40 144H39V147H40ZM45 144H47V141L45 142ZM78 144L80 145V148H85V149L89 148L88 149L89 151L88 150L86 151L85 149L80 150ZM94 144H95V146H94ZM33 145H34V143H33ZM42 146H44V145H42ZM77 146H78V149H76ZM96 147H97V149H96ZM98 147H100V148H98ZM35 148H36V146H35ZM67 148H69V147H67ZM36 149L34 150L35 152L38 151V149H37V151H36ZM40 149H43V147L42 148L40 147ZM77 150H79V151H77ZM95 150H96V152H95ZM92 151L95 153H93ZM35 152H33V153H35ZM83 152H84V154L86 153L87 156L91 154L88 157L85 155V157H87V160L85 157H83L84 156ZM89 152H91V153H89ZM52 153H53V155H57L56 156L57 161H55V162L52 161V159L56 160V158H53L54 156L51 155ZM62 153H63V155H62ZM100 153L102 156L100 155ZM71 154L74 155L73 159H72V157H70V156H72ZM94 154H98L102 158H100ZM48 155L53 156L51 161H50V156H48ZM80 155L81 156L83 155L82 158H85V160L81 159ZM93 155L100 158V162H97V161H99V160H97L98 158L97 157L95 158ZM40 156H42V154H40ZM91 156H93V157H91ZM59 157H60V159H59ZM78 157H80V158H78ZM89 158L92 159L91 162H90ZM47 159H48V161H47ZM80 159H81V161H84L86 165L83 162L80 165L79 164L78 165L73 164L76 162L75 160H77L76 163H79L78 161H80ZM44 160L47 161V164L50 163L51 166L50 165L47 166V164ZM60 160H61V163L63 164L64 169H66L65 167H68V169H70L71 167H73V165L76 166V167H73V170H72V168H71V170H66V171L70 172V171H74V168H75L74 172H70V173L67 172L66 173V171H65L66 174L64 173L65 176L67 174H70V175H68L69 178L64 176V178H68L67 180H69L70 182H66V180L63 179V177H62V179H63L62 181L64 183L65 182L69 183V184L65 183L67 185V187H66V185H64L61 182V177H60V179L57 180V177L59 174L58 173L59 171L57 172V169L59 170V168H62V164L60 162H58ZM71 160H73V161H71ZM70 161L72 163H70ZM87 161L90 162L89 165H88ZM92 161H95V162H92ZM101 161H104L105 163L102 162V164H100ZM51 162H54V164L53 163L51 164ZM58 163L61 164L60 165L61 167L58 166ZM91 163L92 164L94 163L93 166ZM67 164L70 166H71V164H73V165L71 167H69ZM96 164L99 166H96ZM54 165H56L57 169H55L56 167H54ZM52 166L54 167L55 170L53 169ZM37 169H38V171H37ZM36 172H37V175H36ZM60 172H61V170H60ZM50 173H51V171H50ZM59 175L61 176V174H59ZM62 176H63V174H62ZM37 177L40 178V180ZM35 178H36V180H35ZM37 180L40 181V184H39V181H37ZM48 184H47V186H48ZM34 185H36V184H34ZM47 186L43 185L42 187H47ZM58 186H59V188H58ZM60 186H61V188H60ZM63 188H64V190H63ZM68 188H70V189H68ZM56 189H57V191H56ZM65 189H67V190H65ZM35 192L37 194H35ZM38 193L39 194L41 193V194L39 195ZM54 193L57 196V198H56V196L54 195L55 199L53 198V195H52ZM47 194L50 195L51 197L49 196L50 198L49 197L47 198L46 197V196H48ZM58 194H60V195H58ZM34 196H35V198L33 199ZM43 197H45V198H43ZM40 198H42L41 199L42 201H40ZM50 199L55 200V201L59 200V201L55 202V201H52ZM66 200H68L69 202H67ZM46 204H48V202H46ZM57 204L53 208H56ZM62 204L60 206H62V208L64 209V207H63L64 205H62ZM49 206L51 207V205H49ZM49 206L46 205L45 208H47ZM58 206H57V208H58ZM57 208H56V210H57ZM58 209H60V208H58ZM63 209H61V211ZM64 210L62 212L63 214H64ZM46 211H47V209H46ZM50 211L51 210L49 209L48 212H50ZM58 211H56L57 214L55 212L56 216L58 215ZM65 211H67V210H65ZM52 213H54L53 210H52ZM60 214H61V212H60ZM60 214L58 217L61 219L63 218V216L67 217V219L69 217V216H65L66 214L63 216ZM72 214H71V216H72ZM47 215H48V213H47ZM68 215H69V213H68ZM60 216H62V217H60ZM52 218H54V217H52ZM55 218H57V217H55ZM81 218H82V220H81ZM64 219L65 218H63V220ZM67 219H66V222H67ZM47 220H49V219L47 218ZM156 220L157 221L162 220L163 223L167 222V224H169V226L167 225L166 227H170L173 224L176 225V222L180 223L181 221H183L184 224L182 223V225H181V223H180L177 225L179 231L177 230L176 227H174L175 226L174 225L173 228H176L175 232L173 231L174 230L173 228L171 229L172 231L167 228L166 231L168 230L167 232H169V233L171 232L170 233L171 236L173 233V237L168 235V233L166 232L165 234H167V236L170 237V238L168 237L169 239L166 240V238H165L166 235H164V234H163V236L162 235L156 236V235L161 234V233H158L157 230H160L159 232H162L161 230H163V227H160V229H159V226L157 227V226H155V224L153 226V223H152V225H149L151 223L150 221H155L154 223H156L157 222ZM168 220L172 221L171 225H170V222ZM173 220H174V222H173ZM175 220H176V222H175ZM147 221H149V222H147ZM188 221L190 224L188 223ZM228 221H230V222H228ZM232 221H234V222H232ZM63 222H61V224ZM204 222L205 223L211 222V224L214 223L213 226L216 224L217 225H216V227L212 226L213 227V229H212L211 226H209L211 224L207 225ZM240 222L241 223L245 222V223H243L244 225L240 227V225H241ZM85 223H84V225L86 226ZM186 223H188V225ZM51 224H52V222H51ZM65 224H67V223H65ZM156 224L159 225L160 221H158ZM229 224H231V225H229ZM245 224H248V226L250 228L247 225H246L247 226L246 227ZM54 225H56V227L59 226L58 223L54 224ZM148 225H149V227H148ZM180 225L184 226V227H181ZM70 226H71V224L70 225L67 224L66 227L70 228ZM74 226L78 227L76 224ZM85 226H83L82 228L86 229L87 226L86 227ZM89 226H88V228H89ZM130 226H131V224H130ZM151 226H153L152 229H151ZM66 227H65V230H67ZM203 227L202 228L200 227L202 230L199 228L198 232L200 230L203 231ZM239 227H240V229H239ZM88 228H87V230H88ZM103 228H105V227H103ZM107 228L109 230L110 227H107ZM154 228H157V230H155ZM185 228H187V229H185ZM241 228L245 231L247 229V231H249V233H247L245 231L243 233ZM248 228L251 230V232ZM63 229H64V227H63ZM77 229H79V228H77ZM77 229H75V230H77ZM94 229H96V228H94ZM94 229H93V231H95ZM133 229L135 230V232L132 231ZM110 230L112 232V230H114V228L110 229ZM150 230L153 231L152 234H150ZM229 230H231V228ZM259 230H260V228H259ZM73 231H71V232H73ZM128 231L126 233H128ZM154 231H156L158 234H156L155 235L156 237L154 236L155 238H152V239H156L158 237L156 239L157 241L152 240L150 237V236L154 235ZM192 231L195 232V230H193V228H192ZM66 232H68V231H66ZM69 232H70V230H69ZM101 232H102V230H101ZM193 232L191 234H194ZM235 232H236V234L234 235ZM238 232H240V234L242 233V235L239 234L240 235L239 236L237 234ZM63 233H64V231H63ZM80 233L82 234V232H80ZM126 233H124V234H126ZM146 233L148 235H146ZM221 233H222V231H221ZM259 233H261V231H259ZM259 233H257L256 236H258ZM114 234H116L115 231H114ZM120 234H121V232H120ZM245 234H247V236ZM77 235H78V233H77ZM97 235H99V234H97ZM123 235H120V237H122ZM250 235H252V236H250ZM263 235H264V233H263ZM78 236L80 237V235H78ZM84 236H86V235H84ZM109 236H110V238L112 237V235H109ZM116 236H118V235H116ZM181 236L183 237L186 235L181 234ZM222 236H223V238L225 237L224 235H222ZM88 237H89V235L87 236V238ZM162 237L165 239L162 240ZM216 237H217V235H216ZM216 237H214V238H216ZM218 237H221V236L218 235ZM107 238H109V237H107ZM91 239H93V238H91ZM124 239H122V240H124ZM159 239H161V240H159ZM242 239L240 241H238V242H241V245H242V242L244 244V241ZM256 239L254 241H256ZM158 240L159 241L165 240L167 242L164 241L163 247H159L162 242H160V244H158L159 245L158 246V245H156L157 243H159ZM178 240H179V238H178ZM237 240L234 239V241H237ZM106 241H108V240H106ZM129 242H131V241H129ZM153 242L150 243V241H149L150 245H153ZM226 242L228 245V241H226ZM230 242L233 244L232 241H230ZM250 242L252 243L251 245H250ZM131 243L127 242L126 244L129 245ZM134 243H137V245H140V244L142 245V243H140L139 240L133 242V244H131V245L135 246L136 244H134ZM181 243H184V245L186 247L185 242H181ZM218 243L222 244L221 242H218ZM223 243H225V242L223 241ZM231 243H229V245H231ZM255 243H254V245H256V247L258 248V246H257V245H259L258 243L261 244L262 242H257V244H255ZM168 244H171V243H168ZM262 244H264V242ZM235 245H232V246H234L232 248H235ZM239 245H240V243H239ZM110 246H108V247H110ZM161 246H162V244H161ZM166 246L169 247L168 249L170 252V254H169V253H167L168 251H166L167 255H166V253H164L165 250L163 249ZM180 246H179V248H180ZM123 247H125V246H123ZM135 247H137V246H135ZM157 247L159 249H157ZM237 247L238 246L236 245V249H237ZM143 248H145V247H143ZM161 248H162V250H164L163 252H162ZM170 248L172 249L171 251H170ZM182 248L184 249V246ZM182 248H180L179 251H181ZM225 248H227V247L225 246ZM252 248L251 249L248 248L249 249L248 252L250 250H252ZM259 248H261V247H259ZM240 249L244 250L246 248L243 247ZM263 249L264 248H262V251H261V253L259 252V254H261V255L264 254ZM175 250H174V253L175 252L177 253V250L176 251ZM231 250H233V249H231ZM253 250H257V249H253ZM124 251L122 250L121 252H124ZM244 251H246V250H244ZM252 251H250L249 253L255 255L256 253L255 252L253 253ZM146 252H148L149 255H148V253L146 254ZM159 252L163 253V255L162 254L160 255ZM229 252H231V251H229ZM237 252H239V251H237ZM144 253H145V256L143 255ZM174 253H173V255L176 254V253L175 254ZM232 253L233 252H231L230 254H232ZM243 253H241V254L243 255ZM234 254H232V255H234V257L236 259V257H238L237 255H239V254L236 255V252ZM132 255L134 256V258H131V257H133ZM146 255H148V256H146ZM173 255L171 256V259H169V261H172V257L174 258ZM165 256L163 257V259L165 260V258H166V260H165V262H166V261H168L167 260L168 258ZM175 256L177 257V260H178L180 258V256L182 257L183 255H180L178 257V253H177ZM250 256H249V258H250ZM145 257H147V258H145ZM242 257H244V256H242ZM253 258H254V256H253ZM253 258H250V259H253ZM259 258L260 259L257 260L258 258H256V255H255V261H257V262H255L254 260H252V261L255 264H259V263L264 264V259H263L264 255L262 258H261V256H259ZM121 259H122V257H121ZM121 259L119 258L118 260H120V261H118L116 258V262H114V263L116 264L119 262L118 264H120L122 262ZM232 259H234V258H232ZM240 259L242 260L243 258L240 257ZM240 259H238V260H240ZM244 259H246V258H244ZM244 259H243V264H247L244 262L245 261ZM247 259H246V261H247ZM262 259H263V261H262ZM178 261L175 262V258H174L172 264H176V263L181 264L183 261L185 262V260L181 261V263H180V261L179 262ZM249 261H251V260H249ZM111 262H113V261H111ZM111 262L109 260L110 264H111ZM126 262L121 263V264H128V263L131 264L132 260H130V262H128V263H126ZM168 262H166L165 264L171 263V262H169V263ZM184 262H183V264H185ZM230 262H232V260ZM234 262L235 261H233L232 263H234ZM161 263L164 264L162 261H161ZM161 263H159V264H161ZM240 263H242V261H240ZM254 263H251V264H254Z\"/></svg>", "mask_w": 264, "mask_h": 264}]
</instances>
